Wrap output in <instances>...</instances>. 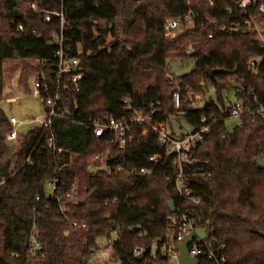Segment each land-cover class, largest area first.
Masks as SVG:
<instances>
[{"label":"trees","instance_id":"16d2710c","mask_svg":"<svg viewBox=\"0 0 264 264\" xmlns=\"http://www.w3.org/2000/svg\"><path fill=\"white\" fill-rule=\"evenodd\" d=\"M36 1L49 11L62 9L63 24L53 16L49 22L28 6ZM0 9V97L3 91L2 65L7 59H34L36 70L52 68L57 59L55 35L62 34L63 49L80 57L83 77L80 90L70 93L69 108L80 122L55 118L52 130L60 152L44 150L33 155L34 166L21 164L31 152L39 129L28 130L13 158L9 157L8 116L0 108V264H27L29 240L33 233L40 243L38 257L49 264H84L97 247L99 236L116 233L111 247L120 264H169L163 244L171 238L169 200L177 202L166 177L170 163L155 166L143 178L126 172L89 173L88 163L97 153L99 139L90 120L106 113L122 118L130 111L147 113L158 109L154 119L167 121L182 117L192 129L201 116L211 124L206 142L196 149L201 165L212 174L208 181L192 180L194 206L210 238L195 255L198 264H264V168L256 159L264 146V115L244 116L241 124L227 130L226 92L245 103L256 98L264 105V59L261 71L248 69L252 58L264 49L248 31L218 33L212 39L211 22L226 21L225 8L234 0H2ZM20 4H24L21 6ZM193 11L196 24L183 37L169 39L164 21ZM203 22V24H202ZM21 24L22 30L17 26ZM192 38V53H186ZM253 43V45H252ZM191 56L189 72L175 75L171 61ZM224 69L210 78L205 70ZM39 70V71H38ZM28 90V73L19 78ZM208 86L215 97L207 96ZM252 92V94H250ZM179 96L175 108L174 94ZM205 96L202 107L190 108V97ZM126 100V103H123ZM1 101V99H0ZM158 103V104H157ZM126 104L130 106L126 108ZM135 128L132 148L125 158L129 165L145 164V157L160 153L162 147L149 131L139 136ZM72 153V155H71ZM57 178L56 196L71 192L68 218L58 209L55 196L44 195L48 179ZM73 190V191H72ZM70 220L85 223L74 228ZM256 226L258 231H250ZM69 230L67 235L64 231ZM160 238L155 247L153 241ZM223 249H219L220 245ZM144 251L141 260L135 250ZM215 259L208 258V251ZM16 254L17 257L12 255ZM223 259V260H222Z\"/></svg>","mask_w":264,"mask_h":264},{"label":"built area","instance_id":"2783aa9c","mask_svg":"<svg viewBox=\"0 0 264 264\" xmlns=\"http://www.w3.org/2000/svg\"><path fill=\"white\" fill-rule=\"evenodd\" d=\"M183 1L187 3V0ZM28 6L32 12L42 14L47 22L53 16H57L60 20V29L62 30V9L49 11L36 1H30ZM225 13L226 21L210 23L213 30L207 35L209 39H212L218 33L248 31L256 37L255 40L264 49V0H234V5L226 7ZM198 16V13L189 10L184 14L167 18L163 24L165 36L171 40L177 39L178 33L181 31L187 32L188 29L195 26L196 20L199 18ZM17 28L22 30L23 26L19 24ZM53 42L58 45V48L54 52V57L57 59L55 66L50 69L46 67L40 69L35 76L34 74L31 76V85L28 84L29 92L42 99V118H38L39 120L37 118L33 120H20L14 115L8 116L11 130L6 135V142L18 138L21 126L33 121L39 122L38 126L35 127L39 129L36 143L20 168L23 165L34 166L33 155H40L44 150L61 151V148L56 147L55 136L52 130V123L55 118L74 123L80 122L73 116L68 105L70 93L80 90V83L83 77L80 57L70 55L63 49L61 32L55 35ZM186 53H192L191 44H188L186 47ZM263 59L262 55L253 59L251 58L247 64L248 69L254 74L259 73ZM74 67L76 70H73ZM15 100L16 96L8 99L12 103ZM256 102V98H253L252 101L246 103L242 99H238V101L233 103H227L228 110L227 116L223 119L224 125L225 121L232 117L238 118L240 120L238 125H240L241 118L244 116L264 115V105L260 104L256 106ZM123 103H126V100H123ZM174 105L175 108L179 106V96L177 93L174 94ZM188 107L199 108L196 100L192 97H190ZM126 108L130 109V106L126 104ZM157 111L158 109L153 106L147 113L130 111L122 118H115L106 113L101 119L88 121L86 124L91 127L93 135L99 139L100 148L91 157L88 163V171L93 174L90 171L91 167L102 168L106 173L121 171L143 178L151 175L154 172L155 166L170 163L171 172L166 177V181L170 184L177 202L174 203L175 210L168 217V223L171 229H173V233L171 234V238L167 239L163 244L162 248L171 260L177 262L178 252L174 248V244L180 242L185 235L194 233L196 228H202L207 232L208 238L206 240H209L210 243L216 241L215 238L209 239L210 232L213 230L208 231L206 224L201 222V218L196 214L194 206L200 203V198L193 194V190L190 187L192 180L208 181L211 179V172L203 166L197 165L199 158L196 156V149L206 142L210 134L211 124L207 122L205 116H201L199 125L196 128L190 132L176 135L167 121L154 119V114ZM137 127L141 128L139 136H144L151 131L155 135V140L162 147L160 153L146 156L145 164L140 166L129 165L125 158V154L132 148V144L134 143V131ZM259 156L264 158V146ZM57 183L58 179L56 177L48 179L44 186V195L37 194L34 197V202H40L42 197L55 196L60 214L69 220L70 203L74 198L71 192H67L63 198L56 196ZM70 225L74 226V228L86 226L84 222L79 224L75 220H70ZM68 233L69 230L64 231L65 235ZM206 240L200 239L195 235L189 246V253L195 257V255L203 251L202 247L208 248L204 243ZM159 241H161L160 238L155 239L152 243L153 246L155 247ZM223 247L221 244L219 249L221 250ZM38 249H40V243L34 238L32 233L29 240V252L25 257L27 263L31 261L35 262L39 258L37 254ZM139 252V249L135 250L136 255ZM12 256L17 257L16 254ZM207 256L210 259H215L216 263H219L213 251L209 250Z\"/></svg>","mask_w":264,"mask_h":264},{"label":"rangeland","instance_id":"374dc122","mask_svg":"<svg viewBox=\"0 0 264 264\" xmlns=\"http://www.w3.org/2000/svg\"><path fill=\"white\" fill-rule=\"evenodd\" d=\"M2 0H0V9L2 5ZM23 6L24 4H20ZM193 39L190 38L184 43H191ZM188 46V45H187ZM194 63V60L191 56H187L180 60L171 61V67L175 75H182L190 71ZM37 61L34 59H7L3 62L2 65V77H3V91L1 94L0 108L3 110L6 116L14 115L20 120H33L34 118H42L43 108H42V99L37 97L30 92L24 91L23 85L20 84L19 78H21V73H28V84L31 85L32 79L31 76L36 75ZM39 71V70H38ZM18 81V83H16ZM216 93L212 86H208L207 96L215 97ZM227 103H233L238 101L237 98L233 97L231 92H226ZM16 96L15 102H10L8 99ZM206 97L197 96L196 100L197 105L202 107ZM39 120V119H38ZM240 120L238 118L232 117L225 121V127L227 130H231L233 127L238 125ZM39 122H31L25 124L19 128L18 138L15 140L8 141L7 146L9 148L8 156L13 158L20 143L22 142L25 134L28 130H31L37 127ZM172 129L174 134L178 135L185 132H190L192 127L182 118V117H173L171 119ZM2 129V126L0 127ZM256 226L250 229V231H258ZM207 233V232H206ZM116 239V233L111 232L109 237L99 236L96 240L97 247L94 248L90 253L87 261L84 264H120V262L114 257L113 250L111 247L112 242ZM27 264H49L48 261L38 258L35 262H29ZM169 264H178L174 260L170 261Z\"/></svg>","mask_w":264,"mask_h":264},{"label":"water","instance_id":"95a60500","mask_svg":"<svg viewBox=\"0 0 264 264\" xmlns=\"http://www.w3.org/2000/svg\"><path fill=\"white\" fill-rule=\"evenodd\" d=\"M186 34V31H181L180 33H178L177 38L183 37ZM73 70H76V68L74 67ZM206 74L212 78L214 76V74L216 73H229L230 71L224 70V69H209L207 68L205 70ZM256 164L258 167L264 168V158L258 156L256 159ZM90 171L93 173H97L99 171H103V169H97V168H90ZM168 208L171 212H173L175 210V204L174 201L172 199L169 200L168 203ZM199 237L200 239L206 240L208 238V234L206 233V231L202 228H196L194 230V233H189L187 235L184 236V238L180 241L174 244V248L177 250L178 254H177V263L178 264H198L197 259L192 256L189 253V246L191 244V242L194 239V236ZM145 252L144 251H140L137 255L136 258L138 260H141L144 257Z\"/></svg>","mask_w":264,"mask_h":264}]
</instances>
